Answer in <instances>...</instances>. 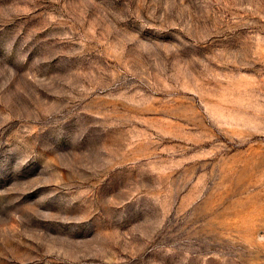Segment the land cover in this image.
<instances>
[{"label":"rangeland","instance_id":"374dc122","mask_svg":"<svg viewBox=\"0 0 264 264\" xmlns=\"http://www.w3.org/2000/svg\"><path fill=\"white\" fill-rule=\"evenodd\" d=\"M0 264H264V0H0Z\"/></svg>","mask_w":264,"mask_h":264}]
</instances>
